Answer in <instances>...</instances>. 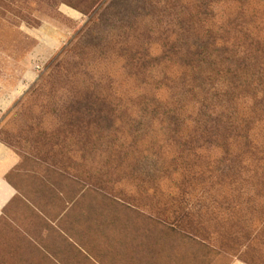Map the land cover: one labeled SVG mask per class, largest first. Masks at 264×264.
<instances>
[{"label": "rangeland", "instance_id": "1", "mask_svg": "<svg viewBox=\"0 0 264 264\" xmlns=\"http://www.w3.org/2000/svg\"><path fill=\"white\" fill-rule=\"evenodd\" d=\"M0 148V264H264V0H0Z\"/></svg>", "mask_w": 264, "mask_h": 264}, {"label": "crops", "instance_id": "2", "mask_svg": "<svg viewBox=\"0 0 264 264\" xmlns=\"http://www.w3.org/2000/svg\"><path fill=\"white\" fill-rule=\"evenodd\" d=\"M10 160H11V154L9 153V151L0 148V164L1 163L5 164L7 161L9 162L7 167L0 165V174H1V176H3L5 171L11 167ZM4 169H5V171H4ZM1 176H0V211H1V209H3L7 205V203L10 201V199L13 196L11 188L1 178Z\"/></svg>", "mask_w": 264, "mask_h": 264}]
</instances>
